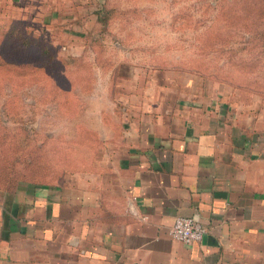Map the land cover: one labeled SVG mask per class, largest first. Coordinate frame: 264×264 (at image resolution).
I'll use <instances>...</instances> for the list:
<instances>
[{"label":"crops","instance_id":"1","mask_svg":"<svg viewBox=\"0 0 264 264\" xmlns=\"http://www.w3.org/2000/svg\"><path fill=\"white\" fill-rule=\"evenodd\" d=\"M114 82L89 169L0 187V264H264V100L132 65ZM179 215L199 241L169 235Z\"/></svg>","mask_w":264,"mask_h":264},{"label":"rangeland","instance_id":"2","mask_svg":"<svg viewBox=\"0 0 264 264\" xmlns=\"http://www.w3.org/2000/svg\"><path fill=\"white\" fill-rule=\"evenodd\" d=\"M29 1L0 0V16L18 18L60 61L37 72L36 47L0 40L1 59L26 63L0 62V124L30 133L53 180L95 160L102 140L88 127V108L120 92L122 66L223 83L264 100V0H46L38 10ZM7 28L0 23V37ZM62 89L68 96L53 98Z\"/></svg>","mask_w":264,"mask_h":264},{"label":"trees","instance_id":"3","mask_svg":"<svg viewBox=\"0 0 264 264\" xmlns=\"http://www.w3.org/2000/svg\"><path fill=\"white\" fill-rule=\"evenodd\" d=\"M261 8H264V6ZM260 10L261 15H264V9ZM99 17L102 22H106L108 15L104 14ZM0 21L2 24L8 26L7 30H4V34L2 35L4 37H0V40H4L5 38L8 40V38H12L13 41H17L18 39H21L24 43L22 45L25 47L34 46L37 48L39 54L35 58L36 61L33 66L37 72L40 71L43 73L48 67H52L60 61L59 58L56 57V53L52 48L51 43L39 35L33 34L27 29L26 25L21 27L19 23L22 22L18 20V18L16 19L9 16L2 18V16H0ZM18 27L20 31L24 32V34L17 33ZM0 55L4 58L1 52ZM0 62H4L3 64L9 63L18 66L26 64L25 62H23L25 64H20L11 59L1 58ZM0 65L2 64L0 63ZM62 90V94L56 95L54 93L53 98L57 99V96H68L67 93L64 92V89ZM50 91L52 93V91L54 92V89ZM16 128L19 129L17 126L14 127V129H9L5 124H0V149H8L9 151L7 154L0 150V159L5 161V163L1 165L2 174H0V187L11 189L20 181H30L34 183H50L56 181L45 175V171L49 166L48 163L45 162L46 160H42L40 156L41 154L39 151H42L43 148L34 143L33 137L26 129L25 131H18Z\"/></svg>","mask_w":264,"mask_h":264},{"label":"built area","instance_id":"4","mask_svg":"<svg viewBox=\"0 0 264 264\" xmlns=\"http://www.w3.org/2000/svg\"><path fill=\"white\" fill-rule=\"evenodd\" d=\"M169 235L184 243L199 241L205 232V227L197 219L189 215H179L168 229Z\"/></svg>","mask_w":264,"mask_h":264}]
</instances>
